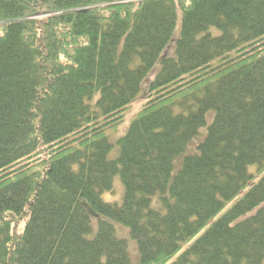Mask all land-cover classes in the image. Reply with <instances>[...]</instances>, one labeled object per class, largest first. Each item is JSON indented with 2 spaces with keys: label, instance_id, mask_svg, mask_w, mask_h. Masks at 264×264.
I'll return each mask as SVG.
<instances>
[{
  "label": "trees",
  "instance_id": "trees-1",
  "mask_svg": "<svg viewBox=\"0 0 264 264\" xmlns=\"http://www.w3.org/2000/svg\"><path fill=\"white\" fill-rule=\"evenodd\" d=\"M0 264H264V0H0Z\"/></svg>",
  "mask_w": 264,
  "mask_h": 264
},
{
  "label": "rangeland",
  "instance_id": "rangeland-1",
  "mask_svg": "<svg viewBox=\"0 0 264 264\" xmlns=\"http://www.w3.org/2000/svg\"><path fill=\"white\" fill-rule=\"evenodd\" d=\"M146 96H140L135 102L132 103V105L125 111L124 113V120L121 124H119L115 128H110L106 130L105 134L107 135L108 139L113 143V149L110 153V157L114 158L119 153V144L118 140L120 137H122L126 132L128 131L130 124L132 120L137 117L139 112L141 111L143 105L145 104ZM116 182V190L115 193L121 199L123 197V187L121 185V179L120 176H117L115 179ZM105 200L110 201H117L116 199L111 198L109 195L104 194ZM118 202H121L118 200ZM130 243L133 246L135 243L133 240L130 239Z\"/></svg>",
  "mask_w": 264,
  "mask_h": 264
}]
</instances>
